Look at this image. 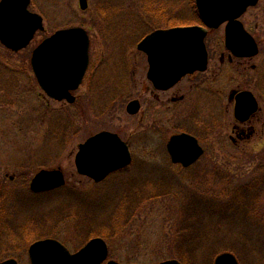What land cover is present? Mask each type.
<instances>
[{
    "label": "rangeland",
    "instance_id": "obj_1",
    "mask_svg": "<svg viewBox=\"0 0 264 264\" xmlns=\"http://www.w3.org/2000/svg\"><path fill=\"white\" fill-rule=\"evenodd\" d=\"M86 3L81 9L79 0H31L29 10L42 17L44 30L18 52L0 44V262L30 264L29 246L46 237L71 253L99 237L108 247L102 264H213L222 253L239 264H264V53L221 63L227 51L220 26L205 39L207 70L158 91L146 78L138 42L158 29L197 23L194 0ZM253 18L252 34L264 40V0L244 20ZM69 27L84 28L90 42L72 104L49 98L30 67L32 50ZM234 88L250 90L259 104L245 123L234 118L228 101ZM133 100L140 108L131 115L126 107ZM104 130L128 143L132 161L95 183L77 173L74 159L79 144ZM180 130L195 135L203 149L186 168L172 164L166 152L167 139ZM57 168L63 187L30 191L39 170ZM245 184L248 193L237 198ZM125 209L135 216L117 232L113 222L125 220ZM181 219H190L186 234L199 238L188 247L175 230Z\"/></svg>",
    "mask_w": 264,
    "mask_h": 264
},
{
    "label": "water",
    "instance_id": "obj_2",
    "mask_svg": "<svg viewBox=\"0 0 264 264\" xmlns=\"http://www.w3.org/2000/svg\"><path fill=\"white\" fill-rule=\"evenodd\" d=\"M256 0H195L197 12L203 26H184L159 29L144 37L137 49L147 57L149 69L147 78L158 90H167L187 74L203 72L207 68V51L204 43L208 29L217 28L228 21L225 30V45L230 44L233 34L239 35L242 46L248 50L245 55L254 56L257 49L253 39L235 19L248 5ZM31 0H0V44L18 52L26 48L37 31H43L42 17L29 10ZM80 8L87 7L86 0H79ZM89 37L82 27L59 29L43 39L31 52L30 67L45 94L55 101L73 103L75 91L82 82L89 62ZM233 51V50H232ZM238 54V53H237ZM235 116L246 120L257 110V102L249 91L236 97ZM137 100L128 103L126 111L134 115L139 111ZM166 150L172 163L189 167L203 154L197 139L186 133L173 135L166 143ZM131 161L127 144L116 134L101 131L78 145L75 167L79 175L95 183L109 174L126 167ZM60 168L39 170L31 179L29 188L34 193L53 190L64 185ZM108 256L106 242L99 237L89 240L81 249L71 253L63 244L54 239L33 242L28 248L30 264H102ZM0 264H18L8 259ZM106 264H120L108 260ZM159 264H181L171 259ZM213 264H239L232 253H222Z\"/></svg>",
    "mask_w": 264,
    "mask_h": 264
},
{
    "label": "flooded vegetation",
    "instance_id": "obj_3",
    "mask_svg": "<svg viewBox=\"0 0 264 264\" xmlns=\"http://www.w3.org/2000/svg\"><path fill=\"white\" fill-rule=\"evenodd\" d=\"M260 1L261 0H256L255 1V4L254 5H248L245 9H244V11L235 19V21H237L238 23H240V25H241V27H242V29L247 33V34H249L250 36H251V38L253 39V41H254V44H255V46H256V49H257V54L256 55H254V56H248V55H245L246 53H248V50L247 49H245V47H243L242 49H237L236 48V46L238 45V46H242V44L240 43V37H239V35H237V33H236V35L235 34H233L232 36H231V38H230V44H232V45H234L233 47L234 48H231V49H229V48H227L226 47V45H225V30H226V27L227 26H229L230 27V24H228L229 22L228 21H225L224 23H222L221 25H219V27L220 26H223V31H224V38H223V46H224V48L226 49V51H227V55H225L224 53H221V55H220V62L222 63V62H224V61H226V62H228L229 64H232L233 62H239V61H242V60H245V59H248V60H250V59H252L253 57H255V56H257L260 52L262 53H264V45L263 46H261V43H263L264 44V40H262V39H260V40H256V38H255V36L252 34V30H253V26H252V23H254V21H255V19L253 18L252 19V22H249V21H247V22H245V20H244V18H245V16L251 11V10H254V9H257L258 8V6H259V3H260ZM239 4V0H236V2H234V6H237ZM195 22H197V23H195V24H193V25H200V26H203V24H202V21L200 20V18H199V16H198V13L197 12H195ZM256 26H258V25H256ZM219 27H217V28H211V29H208V32H207V35L209 34V33H212V32H214L215 30H217ZM205 46H206V43H205ZM233 50V51H232ZM206 51H207V68H208V63H209V52H208V50H207V47H206ZM238 53V54H237ZM146 62H147V57H146ZM225 63V62H224ZM147 65H148V62H147ZM207 68H206V70H207ZM148 69H149V65H148ZM148 69H147V72H148ZM246 69V68H245ZM251 69H255V66L254 65H252L251 66ZM205 70V71H206ZM205 71H203V72H205ZM195 73H201V72H195ZM195 73H193V74H195ZM192 74V75H193ZM188 76V75H187ZM84 77H85V75H84ZM84 77H83V80H84ZM186 77V76H185ZM146 78H147V73H146ZM184 78V77H183ZM182 78V79H183ZM181 79V80H182ZM83 80H82V82H83ZM147 80H148V78H147ZM180 80V81H181ZM149 81V80H148ZM179 81V82H180ZM150 82V81H149ZM179 82H177L176 84H178ZM151 83V85H152V87L154 88V89H156L155 87H154V85L152 84V82H150ZM175 84V85H176ZM174 85V86H175ZM174 86H172L171 88H173ZM171 88H169V89H171ZM169 89H167V90H169ZM156 90H158V89H156ZM167 90H158V91H167ZM76 91V90H75ZM245 91H249V92H251L250 90H248V89H240V88H234V89H231L230 91H229V94H228V101H230V102H232V106H233V116H234V118L238 121V122H240V123H245V122H247V121H249L257 112H258V110H259V104H258V101H257V99L255 98V100H256V102H257V105H258V107H257V110L253 113V114H251L246 120H244V121H242V120H240L238 117H236L235 116V108H236V105H237V99H236V97H237V95L239 94V93H242V92H245ZM74 93V91L72 92V94ZM252 93V92H251ZM253 94V93H252ZM74 95V94H73ZM140 104V103H139ZM114 133V132H113ZM182 133H186V134H189V135H191V136H194L195 137V135H193L192 133H190V132H188V131H184V130H180V131H176L175 133H173V134H171L170 136H169V138L171 137V136H173V135H179V134H182ZM119 136V135H118ZM169 138L167 139V141H166V143L168 142V140H169ZM196 138V137H195ZM197 139V138H196ZM124 141V140H123ZM197 141H198V139H197ZM126 144H127V146H128V148H129V151H130V154H131V161H132V153H131V149H130V146L128 145V143L126 142V141H124ZM199 143V142H198ZM166 152H167V150H166ZM167 155H168V158H169V160H170V162L172 163V161H171V157H170V155H169V153L167 152ZM131 161H130V163H131ZM197 162V161H196ZM130 163H129V165H130ZM172 164H175V163H172ZM195 164V163H194ZM128 165V166H129ZM178 165H180V164H178ZM193 165V164H192ZM192 165H190V166H192ZM127 166V167H128ZM182 168H185V167H183L182 165H180ZM189 166V167H190ZM126 168V167H125ZM124 169V168H123ZM123 169H121V170H123ZM120 171V170H119ZM47 238V237H46ZM49 238V237H48ZM62 243V242H61ZM62 244H64V243H62ZM65 245V244H64Z\"/></svg>",
    "mask_w": 264,
    "mask_h": 264
},
{
    "label": "trees",
    "instance_id": "obj_4",
    "mask_svg": "<svg viewBox=\"0 0 264 264\" xmlns=\"http://www.w3.org/2000/svg\"><path fill=\"white\" fill-rule=\"evenodd\" d=\"M246 184L245 185H242V186H240L239 187V190H238V192H237V198L238 197H240V196H242V195H245L246 193H248V192H246ZM196 197V195L195 194H193V195H191V198H195ZM237 198H235V199H237ZM128 201L130 202V200H129V198H128V200H126V201H124V202H126V204L125 205H127V203H128ZM234 201H236V200H234ZM138 206H140V204L138 203ZM118 207V206H117ZM124 209V208H123ZM136 208L134 207V210H135ZM179 210H180V208H179ZM135 212V211H134ZM185 212H186V210H184V208L183 209H181V212H179V213H181L182 215H185ZM189 213H192V212H189ZM188 213V214H189ZM122 215H123V218L125 219V220H123V221H119V219H117V221L119 222V223H116L115 222V220H114V222H113V225L114 226H116V228H117V232H119V231H123V229L124 228H126L125 230H127L128 229V227H127V225L129 224V220L131 219V217H133L134 218V216L135 215H133L131 212L129 213V210L128 209H125V213H122ZM189 215H191V214H189ZM117 218V217H116ZM119 218H121V212H120V217ZM189 218H191V217H189ZM122 219V218H121ZM181 220H183V226L182 227H180V226H177V229H175V230H177V234H179V240H180V243H182L183 244V246H189L188 244L189 243H194L196 240H198L199 238H198V236H197V234H186V232L188 233V229H189V225H190V222H188V221H190V219L188 220V219H181ZM180 222V221H179ZM112 225V226H113ZM182 231H183V233H182ZM120 232V233H121ZM184 232H185V234H184ZM105 239H106V235L107 234H101ZM109 235V234H108ZM110 236L111 237H114V236H116V234H110ZM178 237V236H177ZM176 237V238H177ZM178 240V241H179ZM177 243V242H176ZM179 245V244H178ZM178 248H179V246H178Z\"/></svg>",
    "mask_w": 264,
    "mask_h": 264
}]
</instances>
